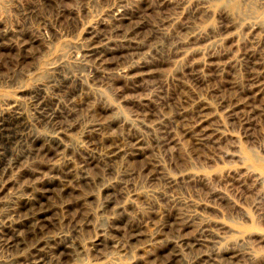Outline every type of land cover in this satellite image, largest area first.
Wrapping results in <instances>:
<instances>
[{"label": "rangeland", "instance_id": "rangeland-1", "mask_svg": "<svg viewBox=\"0 0 264 264\" xmlns=\"http://www.w3.org/2000/svg\"><path fill=\"white\" fill-rule=\"evenodd\" d=\"M4 113L0 264H264V0H0Z\"/></svg>", "mask_w": 264, "mask_h": 264}, {"label": "bare ground", "instance_id": "bare-ground-1", "mask_svg": "<svg viewBox=\"0 0 264 264\" xmlns=\"http://www.w3.org/2000/svg\"><path fill=\"white\" fill-rule=\"evenodd\" d=\"M93 41V40H92ZM92 43V42H91ZM95 50V49H94ZM97 56V55H96ZM101 61V60H100ZM255 79V78H254ZM261 85V84H260ZM46 110H48L46 108ZM52 113V112H51ZM51 115V114H50ZM57 115V114H56ZM52 116V115H51ZM17 118L16 120H14ZM19 116L0 114V170H7L11 167L3 162L7 160L6 146L9 144L20 142L23 137L21 133V124L19 121ZM53 123V122H52ZM26 130V129H25ZM24 132V131H23ZM32 132V131H31ZM32 141V140H31ZM37 142V141H36ZM35 143V142H34ZM53 143V142H52ZM21 144V143H20ZM26 146V145H25ZM28 151V150H27ZM111 151V150H110ZM129 151V150H128ZM21 153V152H20ZM21 155V154H20ZM14 156V155H13ZM27 156V155H26ZM22 160V159H21ZM16 162V161H15ZM19 162V161H18ZM18 164V163H17ZM13 168V167H12ZM9 171V170H8ZM16 213V212H15ZM202 241V240H201ZM32 258V257H31ZM27 261V260H26ZM39 263V262H38Z\"/></svg>", "mask_w": 264, "mask_h": 264}]
</instances>
